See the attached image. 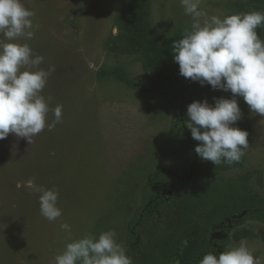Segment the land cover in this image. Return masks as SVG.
<instances>
[{
    "label": "rangeland",
    "instance_id": "rangeland-1",
    "mask_svg": "<svg viewBox=\"0 0 264 264\" xmlns=\"http://www.w3.org/2000/svg\"><path fill=\"white\" fill-rule=\"evenodd\" d=\"M131 1L21 0L35 13L34 37H21L19 42L44 57L39 68L55 67L42 95L52 98L50 109L63 106L62 122L52 131L46 128L31 144L15 134L0 140V264H54L67 243L85 234L98 238L109 230L125 247L129 223L147 196L148 174L160 167L181 170L190 164L187 145L174 131L171 108L159 93L136 91L114 76L99 77L103 69L118 67L139 82L154 77L122 29ZM139 1L150 40L169 41L191 30L193 19L185 14L181 0ZM246 1L200 0V9L223 19L240 14L233 5ZM114 28L119 30L116 35ZM257 32L260 35L261 26ZM53 119L50 111L48 121ZM261 120L264 117L246 105L241 129L249 133V147L244 156L231 165L204 160L203 164L216 180L245 179L264 198ZM29 178L58 190L62 216L56 221L41 215L38 193L16 188L17 182ZM203 216L191 220L188 234L174 240L172 255L157 262L151 259L149 264H188L187 254L201 232ZM64 223L70 225V232L61 228ZM152 235L154 231L146 240ZM212 236L223 251L247 239L254 256L264 258L260 222L247 221L229 237L221 227H214ZM135 264L143 262L136 259Z\"/></svg>",
    "mask_w": 264,
    "mask_h": 264
},
{
    "label": "clouds",
    "instance_id": "clouds-1",
    "mask_svg": "<svg viewBox=\"0 0 264 264\" xmlns=\"http://www.w3.org/2000/svg\"><path fill=\"white\" fill-rule=\"evenodd\" d=\"M185 14L193 19L191 30L172 45L174 62L180 75L210 85L213 90L231 92L233 98H214L194 101L187 107L186 126L192 138L200 142L195 152L204 161L218 166L238 163L249 147L246 130L233 127L242 119V111L235 97H242L250 111L264 117V40L257 29L264 25V12L250 11L227 15L208 16L200 9V0H181ZM35 13L24 7L21 0H0V140L9 134L33 138L55 129L62 122V105L50 109L51 97L42 92L47 79L56 69L39 68L44 57L34 55L28 43L34 37L32 17ZM113 29V35L118 34ZM54 119L48 121V113ZM260 123L264 125V120ZM17 189L39 194L40 213L48 221L62 216L58 207L57 189L37 185L34 178L19 181ZM70 232V225L61 224ZM54 264H133L126 249L116 241L113 230L102 232L98 238L85 234L72 240L56 255ZM199 264H264V258L254 256L247 239L219 255L208 252Z\"/></svg>",
    "mask_w": 264,
    "mask_h": 264
},
{
    "label": "trees",
    "instance_id": "trees-1",
    "mask_svg": "<svg viewBox=\"0 0 264 264\" xmlns=\"http://www.w3.org/2000/svg\"><path fill=\"white\" fill-rule=\"evenodd\" d=\"M233 7L240 13L264 12V0H248ZM122 27L127 39L144 58V68L153 72L154 77L148 82H139L127 75L122 67L103 69L99 77L114 76L136 91L159 93L168 102L174 117V131L181 141H185L187 154L191 157L190 164L181 170L160 167L148 174L147 196L129 223L124 248L133 264L136 259L143 264H149L151 259L153 262L167 259L172 255L170 248L174 240L180 234L187 235L191 220L204 214L198 228L201 232L187 254L188 264H199L204 254L215 252L219 255L224 250L217 249L221 242L212 236L214 227H221L229 237L247 221L264 224V198L257 195L245 179L225 182L207 174L203 160L195 152L200 142L192 138L186 126L189 121L187 107L194 101L207 100L214 105V98L231 99L233 96L230 91L213 90L210 85L201 86L199 82L180 75L179 65L174 62L172 45L183 35L179 34L169 41L150 40L143 27L139 0L128 4ZM259 37L264 40V25ZM235 98L243 114L247 104L242 97ZM241 125L242 119L233 127L241 129ZM153 231L155 235L146 240L148 233ZM223 246L226 247V244Z\"/></svg>",
    "mask_w": 264,
    "mask_h": 264
}]
</instances>
